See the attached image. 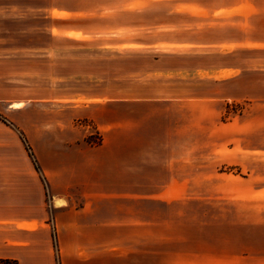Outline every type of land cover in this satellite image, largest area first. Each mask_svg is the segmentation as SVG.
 Segmentation results:
<instances>
[{
	"label": "crops",
	"instance_id": "1",
	"mask_svg": "<svg viewBox=\"0 0 264 264\" xmlns=\"http://www.w3.org/2000/svg\"><path fill=\"white\" fill-rule=\"evenodd\" d=\"M29 3L0 0V22L9 21L13 7ZM226 8L206 19L197 16L200 24L182 31L190 36L185 41L190 49L207 45L222 60L188 64L199 51L162 52L147 63V92L112 87L94 95L75 93L65 96L63 111L32 110L30 122L25 116L39 100L40 73L34 66L30 72L13 70L14 63L0 58V70L9 71L0 73V260L203 261L199 248L214 246L204 237L147 238V225L153 224L147 223V202L173 197L170 183L185 180L184 150L200 148L198 141L185 146V133L207 129L214 136L217 128L234 129L238 146L229 149L240 151L235 160L240 169L247 168V151H264V0H230ZM23 78L31 80V91L21 87L12 96L5 82ZM232 101L241 105L239 116L216 127ZM17 103L19 108L11 107ZM41 113L47 114L46 124L36 120ZM93 133L100 136L97 145L87 142ZM196 180L201 179L193 175ZM157 183L159 191L153 192ZM154 246L160 252H152Z\"/></svg>",
	"mask_w": 264,
	"mask_h": 264
},
{
	"label": "rangeland",
	"instance_id": "2",
	"mask_svg": "<svg viewBox=\"0 0 264 264\" xmlns=\"http://www.w3.org/2000/svg\"><path fill=\"white\" fill-rule=\"evenodd\" d=\"M30 1L13 7L7 14L9 21L0 22V58L14 63L13 70L30 72L34 66L40 73L39 100L28 107L25 121L36 115L32 110L63 111L65 96L79 92L94 95L112 87L121 93L147 92L143 79L147 63L162 52L199 51L198 57L186 60L188 64L222 60L207 45L198 43L202 47L190 49L185 45L190 36L182 31L199 25L197 16L206 19L209 14L228 12L230 0ZM169 44L173 49L166 50ZM8 72L7 67L0 70ZM5 83L12 96L21 87L31 91L30 79ZM205 89L202 95L209 94ZM240 111L239 102H227L216 127L233 122ZM37 119L45 124L49 120L45 113ZM95 135L98 142L93 144ZM100 141L97 133L87 139L92 145ZM191 141H198L200 148L184 150L185 180L170 183L173 197L147 202V223L153 222L147 225L151 227L147 238L201 236L207 245H214L206 252L199 248L203 261L185 264H264V151H247V168L240 169L235 161L240 151L229 149L238 146L234 129L217 128L214 136L207 129L185 133V146ZM207 161L215 166L209 167ZM193 175L201 180L191 181ZM159 185L152 191H159ZM151 248L160 252L158 246ZM255 254L263 260L253 262ZM170 262L147 260V264H180L175 258Z\"/></svg>",
	"mask_w": 264,
	"mask_h": 264
},
{
	"label": "trees",
	"instance_id": "3",
	"mask_svg": "<svg viewBox=\"0 0 264 264\" xmlns=\"http://www.w3.org/2000/svg\"><path fill=\"white\" fill-rule=\"evenodd\" d=\"M0 264H18V263L14 260H0Z\"/></svg>",
	"mask_w": 264,
	"mask_h": 264
},
{
	"label": "built area",
	"instance_id": "4",
	"mask_svg": "<svg viewBox=\"0 0 264 264\" xmlns=\"http://www.w3.org/2000/svg\"><path fill=\"white\" fill-rule=\"evenodd\" d=\"M97 142H98V138H97V136L95 135V136H94V141H93V139H92V143H93V144H96Z\"/></svg>",
	"mask_w": 264,
	"mask_h": 264
}]
</instances>
